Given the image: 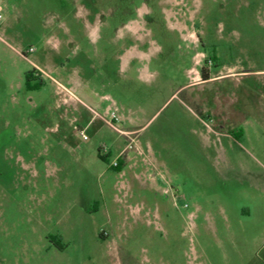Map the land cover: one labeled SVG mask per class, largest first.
Masks as SVG:
<instances>
[{"label": "rangeland", "instance_id": "rangeland-1", "mask_svg": "<svg viewBox=\"0 0 264 264\" xmlns=\"http://www.w3.org/2000/svg\"><path fill=\"white\" fill-rule=\"evenodd\" d=\"M0 15V264H231L263 242L228 211L262 198L264 0Z\"/></svg>", "mask_w": 264, "mask_h": 264}, {"label": "crops", "instance_id": "crops-1", "mask_svg": "<svg viewBox=\"0 0 264 264\" xmlns=\"http://www.w3.org/2000/svg\"><path fill=\"white\" fill-rule=\"evenodd\" d=\"M245 173L259 180L256 188L262 198L259 200L258 206L252 205L253 202H250L238 206L233 205L228 211L235 222V224L233 223V235L260 239L263 242L252 247H231L233 253L237 254L235 261L231 264H264V166L259 167L258 171L247 169ZM226 213L225 207H220L219 215L223 219L227 218ZM203 253L206 254L207 250L203 249Z\"/></svg>", "mask_w": 264, "mask_h": 264}, {"label": "built area", "instance_id": "built-area-1", "mask_svg": "<svg viewBox=\"0 0 264 264\" xmlns=\"http://www.w3.org/2000/svg\"><path fill=\"white\" fill-rule=\"evenodd\" d=\"M0 19H1V15H0ZM110 119L112 120V121H116L117 120V116H116V114L113 112V111H111L110 112ZM106 123L110 126V127H112L113 129H115V130H117V128L112 124V122L110 121H106ZM82 131H80V133H81ZM82 134V133H81ZM82 136H83V134H82ZM84 137V136H83ZM114 165H115V163H114Z\"/></svg>", "mask_w": 264, "mask_h": 264}, {"label": "trees", "instance_id": "trees-1", "mask_svg": "<svg viewBox=\"0 0 264 264\" xmlns=\"http://www.w3.org/2000/svg\"><path fill=\"white\" fill-rule=\"evenodd\" d=\"M200 77H201L202 80L207 79V76H205L202 72H201V74H200ZM59 248H60V246H59Z\"/></svg>", "mask_w": 264, "mask_h": 264}, {"label": "flooded vegetation", "instance_id": "flooded-vegetation-1", "mask_svg": "<svg viewBox=\"0 0 264 264\" xmlns=\"http://www.w3.org/2000/svg\"><path fill=\"white\" fill-rule=\"evenodd\" d=\"M54 246L57 247V248L59 247L57 244H55Z\"/></svg>", "mask_w": 264, "mask_h": 264}]
</instances>
